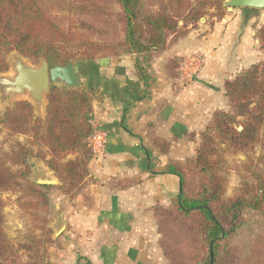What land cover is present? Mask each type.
<instances>
[{"label":"trees","instance_id":"trees-1","mask_svg":"<svg viewBox=\"0 0 264 264\" xmlns=\"http://www.w3.org/2000/svg\"><path fill=\"white\" fill-rule=\"evenodd\" d=\"M225 0H0V72L7 56L18 51L50 65L94 61L120 53L159 52L168 38L177 42L189 27L214 7L224 18ZM264 50V26L256 32ZM136 61V74L146 80L147 66ZM174 68L169 64V68ZM228 110H216L202 134L197 154L184 161L168 159L167 173L180 183L178 207H154L159 246L167 264H220L226 241L243 224L247 209L264 215V172L253 171L247 195L223 199L224 154L250 152L261 141L264 127V61L240 72L224 85ZM92 90L50 87L43 120L33 104L23 101L6 110L0 121L13 133H34L51 156L48 165L62 182L64 193L76 197L89 175L93 157L88 139L93 132ZM168 152V144L150 138ZM33 149L19 142L0 154V192L20 190L24 208H48L47 193L28 180ZM76 156L68 159V156ZM46 158V156H45ZM0 197V256L12 243L6 236ZM0 264H4L0 262ZM87 264H91L87 262Z\"/></svg>","mask_w":264,"mask_h":264},{"label":"crops","instance_id":"crops-1","mask_svg":"<svg viewBox=\"0 0 264 264\" xmlns=\"http://www.w3.org/2000/svg\"><path fill=\"white\" fill-rule=\"evenodd\" d=\"M252 9L230 8L225 19L200 24L203 39L190 31L156 58L145 81L125 60L106 63L100 76L84 68L81 74L75 66L82 87L101 95L93 102V127L105 130L110 140L90 160L79 194L72 200L63 194L67 204L59 207L62 224L56 232L65 228L57 238L56 254L46 262L167 264L153 211L158 204L179 205V179L166 172L167 162L193 156L194 135L205 130L215 110L228 109L226 80L259 63L253 53L260 50L256 32L261 26L252 17L243 21ZM186 56L204 59L190 70V81L189 71L169 68L168 63ZM152 137L168 144L167 154Z\"/></svg>","mask_w":264,"mask_h":264},{"label":"rangeland","instance_id":"rangeland-1","mask_svg":"<svg viewBox=\"0 0 264 264\" xmlns=\"http://www.w3.org/2000/svg\"><path fill=\"white\" fill-rule=\"evenodd\" d=\"M230 8L232 7H227L225 10L223 19L228 15V10ZM205 12L206 14L203 18L190 26L188 30L189 32L192 30L196 32L198 31L197 36L200 39H203L202 37L204 36V32L201 30L203 27H201L200 24L207 23L208 25H212L216 21L223 20H218L217 16L214 15L217 14V10L214 7L205 9ZM250 17L255 19V22L257 20L259 21L257 26H264V8H253L252 13L243 20L244 23H246ZM173 37L174 36H170L168 38L166 48L161 49L159 52H147L140 54L139 56L136 53L123 52L119 55L110 56L108 58H101L99 56L94 61L79 62L75 60L74 64L75 66H78L81 74L83 72L82 69L84 68L88 74L96 76H100L106 63L111 64L112 62L117 63L118 61L125 60L124 62L127 61L128 64H134L136 68V61L138 59L142 66L149 63L151 65L154 62L156 63V58L164 54V50H169L171 47L175 46L184 36L177 42H172ZM259 48L260 50L258 51L260 53L257 50H254L253 61L259 59L258 62L261 63L264 61V50L261 49L260 45ZM197 57L201 62L192 58V56H186L182 57L181 60L178 57H172L168 63L174 68H180L181 66L184 71H189V74L187 73V78L188 81H190V70L194 68L193 66L204 64V59L199 56ZM19 58H22V56L18 51H12L9 53L7 56L8 69L0 72V78H2L1 76L10 79L14 78L16 75L15 64ZM22 60L29 65L37 66L40 64V60L33 61L26 57H24V59L22 58ZM192 62L194 63L192 64ZM1 80L2 79H0V81ZM146 83H148V80ZM148 88L149 86L144 87L143 95L146 96ZM92 92L93 93L91 94L95 97V100L98 101L101 95L98 96L96 90H92ZM45 100V109L42 110V107L38 108L35 103L32 102L28 91L21 94H14L8 89L6 90L5 86L0 83V119L7 109L13 108L23 101H29L33 104L35 115L44 120L48 104L47 95ZM227 107L229 109L228 102ZM228 109L223 108L219 110ZM203 132L194 135L197 145L195 146L196 149H194L193 156L197 154ZM19 142L26 144L33 149V153L28 157V165L30 169L28 180L32 183L39 184L37 183V180L39 179L52 178L59 183L43 185L45 187H50L43 188L48 195L49 207L37 209V211L34 208L22 207V201L20 199L22 193L20 190L16 189L0 192V197L4 202L2 209L4 215L3 229L13 245L12 248L6 249V251L1 254L0 262L4 264H50V262H46V260H48L51 255L56 254L54 249L58 248V245L56 244L58 237H55V232L62 224L61 219L58 217V214L60 213L59 207H64L67 204V201H63L64 197L62 196L63 194L66 195L65 200H72L73 198L70 194L64 193L65 191L63 188H60L62 182L56 176L55 171H53L48 165L47 160H49L51 156L48 154L49 151L46 145L38 140L34 133H13L0 121V154L12 150ZM75 156L76 154L70 155L68 156V159H73ZM254 170H261L264 172V127L261 129V141L250 152L224 154L221 174L226 180V185L223 199L228 201L239 195H247L248 188L246 187V183L248 184L253 181ZM60 197L62 199H60ZM244 218L245 220L236 231V234L226 241L228 249L223 254L220 264H264V215L254 210L247 209L244 213ZM83 264H85V262H83Z\"/></svg>","mask_w":264,"mask_h":264},{"label":"water","instance_id":"water-1","mask_svg":"<svg viewBox=\"0 0 264 264\" xmlns=\"http://www.w3.org/2000/svg\"><path fill=\"white\" fill-rule=\"evenodd\" d=\"M224 4L232 8H264V0H225ZM22 58L24 59L23 56ZM22 58H19L15 64L16 75L14 78L10 79L1 76L2 78L0 79L2 80L0 83L5 86L6 90L8 89L14 94H21L28 91L32 102L38 108L42 107L52 85L65 86L69 89L82 87L73 61L63 66L56 65L50 67L44 58L40 59V64L37 66L26 64ZM37 183L53 185L59 182L52 178H45L37 180ZM64 228V226L61 227L56 232L55 237H58Z\"/></svg>","mask_w":264,"mask_h":264},{"label":"built area","instance_id":"built-area-1","mask_svg":"<svg viewBox=\"0 0 264 264\" xmlns=\"http://www.w3.org/2000/svg\"><path fill=\"white\" fill-rule=\"evenodd\" d=\"M109 134L100 128L93 127V132L88 139V145L93 155L101 154L109 144Z\"/></svg>","mask_w":264,"mask_h":264}]
</instances>
